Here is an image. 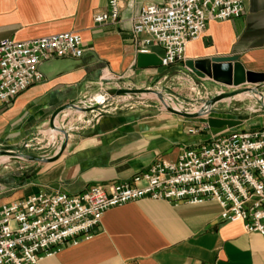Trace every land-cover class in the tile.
I'll return each instance as SVG.
<instances>
[{"label": "crops", "instance_id": "1", "mask_svg": "<svg viewBox=\"0 0 264 264\" xmlns=\"http://www.w3.org/2000/svg\"><path fill=\"white\" fill-rule=\"evenodd\" d=\"M153 1L158 0H138L132 7L122 0L119 22L96 24L93 16L107 9V0H0V40L77 32L85 49L80 58L43 63L45 79L0 106V147L42 140L39 135L59 106L100 94L111 76L153 69L137 67L138 44L131 33L133 14ZM244 7L240 18L210 21L189 44L186 60L238 55L246 69L264 72V0H244ZM151 52L162 55L163 49L153 45ZM255 125L264 127V116ZM188 128L183 117L170 113L104 114L69 136L63 156L32 187L1 198L0 206L41 190L78 194L128 180L159 159L176 161L185 146L207 138ZM220 211L215 201L128 202L104 213L92 239L65 244L41 264H264V235L248 232L241 221H223Z\"/></svg>", "mask_w": 264, "mask_h": 264}, {"label": "built area", "instance_id": "2", "mask_svg": "<svg viewBox=\"0 0 264 264\" xmlns=\"http://www.w3.org/2000/svg\"><path fill=\"white\" fill-rule=\"evenodd\" d=\"M121 2L107 0V9L96 12L94 22H119ZM137 2L128 0L132 7ZM244 12V0L147 2L133 14L131 33L139 52L162 47L161 67L167 68L186 60L189 44L204 34L210 21L240 18ZM84 52L77 32L0 40V106L42 82L43 63L80 58ZM187 132L209 133L199 144L185 146L176 161L159 159L128 180L90 186L78 194L41 190L2 204L0 264H41L65 244L92 239L108 209L146 198L175 205L215 201L223 221H241L248 232L264 235V127L213 132L205 121Z\"/></svg>", "mask_w": 264, "mask_h": 264}, {"label": "rangeland", "instance_id": "3", "mask_svg": "<svg viewBox=\"0 0 264 264\" xmlns=\"http://www.w3.org/2000/svg\"><path fill=\"white\" fill-rule=\"evenodd\" d=\"M186 71L183 63H178L167 68L160 66L146 72L123 75L117 81L104 84L100 94L73 102L75 107L63 110L55 119L54 126L47 122L39 135L42 140H32L12 148L0 147V199L20 187H32L45 168L63 156L66 147L60 157L53 160L70 135L86 130L107 113L174 114L168 110L171 107L201 114L196 118L183 117L189 128L200 127L212 112L215 117L242 120L243 124L236 127L239 129L256 127V121L264 116V87L253 84L227 86ZM110 88L131 91L110 97L107 101L106 90ZM235 90L238 93L234 96L224 95ZM242 93L246 96L238 97ZM200 136L203 140L207 137L205 133ZM33 157H43L45 161L38 162Z\"/></svg>", "mask_w": 264, "mask_h": 264}, {"label": "water", "instance_id": "4", "mask_svg": "<svg viewBox=\"0 0 264 264\" xmlns=\"http://www.w3.org/2000/svg\"><path fill=\"white\" fill-rule=\"evenodd\" d=\"M137 67L138 68H157L161 66L160 56L156 53H143L139 52L137 54ZM185 69L187 71H191L195 76L201 79H210L216 83L239 87L245 84H253L259 85L264 82V72H256L252 70L246 69L244 64L239 60L238 55L233 56H215L211 58H203L197 60H186ZM131 90L128 89H117L110 88L106 90L108 97L106 100L108 101L110 97L123 95L128 93ZM238 93V90L225 93L227 96H234ZM105 101V100H104ZM103 101V102H104ZM102 102V103H103ZM69 107H75L73 103L65 104L59 106L53 113L50 118V123L54 126V121L57 116L65 109ZM97 107V106H94ZM264 110V106H262ZM168 110L176 115L182 116L184 118H196L200 116V113H190L186 111L175 110L171 107H168ZM211 111V109H210ZM213 113H209V117L207 118L208 126L215 131H221L226 129H235L236 127L243 124L242 120L238 119H229V118H219L212 115ZM66 147V143L63 144L61 151L57 156L53 158V160H57L60 155L63 153ZM2 152V151H0ZM35 161L42 162L45 161L43 157H33Z\"/></svg>", "mask_w": 264, "mask_h": 264}, {"label": "bare ground", "instance_id": "5", "mask_svg": "<svg viewBox=\"0 0 264 264\" xmlns=\"http://www.w3.org/2000/svg\"><path fill=\"white\" fill-rule=\"evenodd\" d=\"M244 96H246V94H244V93H242V94H240L238 97H244ZM103 101V100H102ZM102 101H100L99 103H101ZM174 102V101H173ZM180 106V105H179ZM176 108H178V107H176ZM2 159H4V158H2ZM7 159V158H6ZM8 160V159H7Z\"/></svg>", "mask_w": 264, "mask_h": 264}]
</instances>
